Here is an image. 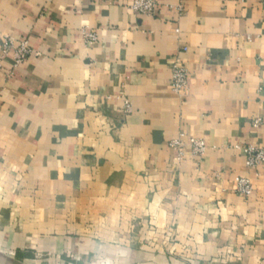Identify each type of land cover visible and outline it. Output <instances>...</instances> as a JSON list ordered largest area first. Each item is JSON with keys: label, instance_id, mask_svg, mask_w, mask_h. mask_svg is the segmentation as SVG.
Returning <instances> with one entry per match:
<instances>
[{"label": "crops", "instance_id": "crops-1", "mask_svg": "<svg viewBox=\"0 0 264 264\" xmlns=\"http://www.w3.org/2000/svg\"><path fill=\"white\" fill-rule=\"evenodd\" d=\"M132 1L0 0V264H97L101 236L128 264H264V163L245 165L264 150V0ZM10 40L32 50L14 70ZM176 138L204 155L177 161Z\"/></svg>", "mask_w": 264, "mask_h": 264}, {"label": "built area", "instance_id": "built-area-1", "mask_svg": "<svg viewBox=\"0 0 264 264\" xmlns=\"http://www.w3.org/2000/svg\"><path fill=\"white\" fill-rule=\"evenodd\" d=\"M241 2H248L250 0H240ZM158 0H133L129 9L136 15L141 17H153L156 13ZM178 10L182 11V5L178 6ZM83 40L85 43L92 44L97 41L96 35L92 33H83ZM32 50L27 41H8L2 50L4 56L12 54V66L14 70L31 55ZM3 63L0 61V72L3 71ZM188 72L180 59H176L172 66V80L170 89L174 94L181 95L187 89ZM121 109L124 114H129L132 111L131 103L128 99H121ZM169 148L176 153V160L182 161L185 159V147H189L190 154L193 157L200 158L204 155L206 145L203 141L198 139H191L187 143L181 138L173 139L168 144ZM264 163V150L256 147L248 146L245 149V165L247 168L255 169ZM236 192L245 198L252 195L253 189L250 181L247 178L241 177L235 180Z\"/></svg>", "mask_w": 264, "mask_h": 264}, {"label": "clouds", "instance_id": "clouds-1", "mask_svg": "<svg viewBox=\"0 0 264 264\" xmlns=\"http://www.w3.org/2000/svg\"><path fill=\"white\" fill-rule=\"evenodd\" d=\"M90 251L95 255L97 264H128V247L110 236L94 239Z\"/></svg>", "mask_w": 264, "mask_h": 264}, {"label": "rangeland", "instance_id": "rangeland-1", "mask_svg": "<svg viewBox=\"0 0 264 264\" xmlns=\"http://www.w3.org/2000/svg\"><path fill=\"white\" fill-rule=\"evenodd\" d=\"M92 262H93V263H96L94 260H93ZM92 262L90 261V262H88V263H85V264H91Z\"/></svg>", "mask_w": 264, "mask_h": 264}]
</instances>
